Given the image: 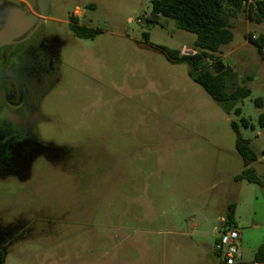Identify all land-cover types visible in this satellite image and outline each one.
Masks as SVG:
<instances>
[{
    "label": "rangeland",
    "instance_id": "374dc122",
    "mask_svg": "<svg viewBox=\"0 0 264 264\" xmlns=\"http://www.w3.org/2000/svg\"><path fill=\"white\" fill-rule=\"evenodd\" d=\"M51 1L58 20L46 25L67 31L70 42L61 81L44 101L51 121L42 132L67 148L72 168L56 162L32 183L0 186V201L39 212L37 241L22 243L15 264H224L215 244L232 202L237 264H264L255 261L264 244V57L249 40L264 35V20L233 13L234 39L215 53L236 74L228 90H252L227 111L181 58L184 46L197 48L196 34L172 19L151 22L154 0ZM78 6L95 38L64 30ZM232 121L251 139L263 184L235 179L244 163Z\"/></svg>",
    "mask_w": 264,
    "mask_h": 264
},
{
    "label": "flooded vegetation",
    "instance_id": "af4514ba",
    "mask_svg": "<svg viewBox=\"0 0 264 264\" xmlns=\"http://www.w3.org/2000/svg\"><path fill=\"white\" fill-rule=\"evenodd\" d=\"M51 3L0 0V186L32 183L52 172L56 162L68 174L72 168L67 148L42 132V125L51 121L44 101L61 81L63 52L70 42L67 31L46 25L58 20L52 17ZM86 12L76 7L63 20L64 30L79 39L95 38L99 31ZM38 214L18 212L15 203L0 201V264H15L22 243L37 241Z\"/></svg>",
    "mask_w": 264,
    "mask_h": 264
},
{
    "label": "trees",
    "instance_id": "16d2710c",
    "mask_svg": "<svg viewBox=\"0 0 264 264\" xmlns=\"http://www.w3.org/2000/svg\"><path fill=\"white\" fill-rule=\"evenodd\" d=\"M241 11H246L250 20L260 23L264 20V0H154L149 17L154 23L162 17L172 19L178 27L196 34L194 45L198 52L193 55H181V58L191 61L193 80L227 111L232 110L235 102L252 93L247 84L228 90V79L236 77V74L224 66L215 55L223 45L233 41L234 31L230 17L233 13ZM249 40L264 57V35L254 37L249 34ZM167 53L174 60L178 59V51L167 50ZM210 60L216 63L213 69L209 66ZM256 103L263 106L262 98H257ZM235 111L241 113L242 108L237 107ZM259 122L264 127V112L261 113ZM241 124L244 127L251 125L246 117H242ZM241 124L237 121L231 122L236 134V148L244 163V169L235 176V179L263 184V180L252 166L258 159V154L251 146V139L243 135ZM235 215L236 203L232 202L228 205L223 220L224 229L236 226ZM216 254L220 256L218 252ZM255 261L264 262V244L259 246Z\"/></svg>",
    "mask_w": 264,
    "mask_h": 264
},
{
    "label": "built area",
    "instance_id": "2783aa9c",
    "mask_svg": "<svg viewBox=\"0 0 264 264\" xmlns=\"http://www.w3.org/2000/svg\"><path fill=\"white\" fill-rule=\"evenodd\" d=\"M198 52L197 48L184 46L181 50L182 55H193ZM215 251L220 254L224 264H237L242 256L240 250V230L235 227L223 229L215 244Z\"/></svg>",
    "mask_w": 264,
    "mask_h": 264
},
{
    "label": "crops",
    "instance_id": "0c3cea01",
    "mask_svg": "<svg viewBox=\"0 0 264 264\" xmlns=\"http://www.w3.org/2000/svg\"><path fill=\"white\" fill-rule=\"evenodd\" d=\"M222 220H224V217L222 218ZM240 237H241V233H240ZM257 263H264V262H257ZM239 264H240V262H239Z\"/></svg>",
    "mask_w": 264,
    "mask_h": 264
}]
</instances>
